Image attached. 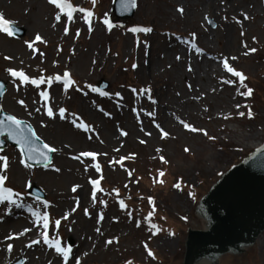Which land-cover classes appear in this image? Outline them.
<instances>
[{
    "label": "rangeland",
    "instance_id": "374dc122",
    "mask_svg": "<svg viewBox=\"0 0 264 264\" xmlns=\"http://www.w3.org/2000/svg\"><path fill=\"white\" fill-rule=\"evenodd\" d=\"M211 1L215 7L206 13V0H136L134 15L122 20L113 16L112 0H96L95 7L90 0H71L74 6L94 12L93 30L89 32L83 14H75L72 23L66 17L57 23L55 10L47 0H0L4 18L26 29L19 39L0 33V79L8 82L0 106L29 122L45 143L59 149L52 167L24 168L18 162L19 150L7 146L0 153L9 157L6 186L21 192L23 203L34 210L42 212L43 201L47 200L52 222L69 214L67 220H61L58 231L53 223L47 229L50 239L58 236L62 246L72 248L69 264H75V258L80 264H126L129 260L133 264H186L187 234L205 225L200 213L202 199L227 170L242 161L244 151L253 152L264 142V0ZM180 8L183 14L177 11ZM242 13L249 19H243ZM105 18L113 25L110 31L102 22ZM66 24L68 35L64 34ZM134 27H149L152 31H129ZM192 33L196 34L195 40ZM36 34L46 43L35 41L33 52L25 41L33 42ZM198 44L237 57H230L229 63L247 77L244 83L254 90L253 95L240 96L238 90L246 89L223 67L217 68L203 88H195ZM250 48L257 51L244 55ZM176 56L181 59L176 60ZM209 61L219 65L215 60ZM133 64L137 67L133 68ZM7 68L23 69L36 79L67 70L82 91L70 88L65 93L59 83H45L39 88L23 85L17 91L5 71ZM101 79L108 82L104 90L108 96L85 87H96ZM224 79L235 83L223 84ZM132 88L137 89V94ZM145 88L151 89L152 99L156 98L161 108L152 104L147 94H139ZM42 90L49 93L47 106L56 113L60 107L66 108L67 119L61 120L58 115L50 119L46 115ZM117 92L120 97L115 95ZM21 99L26 108L17 103ZM245 105L251 107L253 118H248ZM36 108L41 111L36 112ZM105 111L110 115L105 116ZM241 111L245 116H239ZM73 112L95 131L75 128L70 122ZM148 112H154V117L148 116ZM225 116L229 118L224 119ZM180 121L207 131L215 139L209 140L200 131H188ZM41 122L46 126L42 127ZM156 124L169 135L162 138ZM121 131L127 135L121 136ZM145 132L151 135L146 136ZM185 148L189 151L185 152ZM80 151L98 153L100 173L94 167L85 172V165L69 156ZM161 156L167 163L162 162ZM90 163V158L85 159V164ZM160 172L164 175L160 176ZM101 175L102 191L97 192V201L93 203L88 181ZM28 182L45 193L43 201L28 195ZM176 183H180V188L174 187ZM74 185H80L75 193L71 191ZM149 197L156 209L150 220L146 219L153 209ZM77 199L79 207L72 212ZM121 199L126 209L119 207ZM101 200L107 203L106 207ZM85 208L88 216L84 215ZM128 212L132 213L131 218ZM101 213L104 218L97 223ZM34 220L27 207L0 204V264L20 259L21 251L33 239H40L41 243L28 248L22 255L23 264H63L55 249L43 243L42 222H35L34 226ZM138 221L140 227L136 226ZM151 224L161 231L153 235L155 229ZM24 228H32L35 233L5 240L7 235ZM69 239L74 241L73 245L67 243ZM109 239L113 240L110 245L105 243ZM9 243L13 244L11 253L6 250ZM144 244L155 259L147 255ZM211 264H264V231L242 245L241 252L231 251Z\"/></svg>",
    "mask_w": 264,
    "mask_h": 264
},
{
    "label": "snow or ice",
    "instance_id": "6c2138e0",
    "mask_svg": "<svg viewBox=\"0 0 264 264\" xmlns=\"http://www.w3.org/2000/svg\"><path fill=\"white\" fill-rule=\"evenodd\" d=\"M91 4L93 5V7H95L96 5V0H90ZM127 3H130L131 6L134 8L136 7V0H126ZM47 3L51 6H53L55 13H54V20L59 23L62 20V17H66V20L68 23H72L74 22V15L79 13V14H83V19L84 22L88 25V29L89 32H91L92 29V17L94 16V12L92 10L89 9H85L83 7H79V6H74L73 3L71 2V0H47ZM177 11H179L181 14H183V9H177ZM243 16V19L247 20L249 19V17L247 16L246 13H242L241 14ZM205 20H208V17L205 16ZM103 24L107 26L108 30L110 31L113 27V25L111 24V22L105 18L103 21ZM210 23H212V21H209ZM215 26V25H213ZM53 27H55V25H53ZM18 31V28L14 25V23L8 19L4 18V15L2 13H0V33H5L7 36L9 37H13L15 35V33ZM129 31L133 32V33H137V32H143V33H150L152 31L151 28L149 27H134L129 29ZM69 32V28L67 26V24L65 25L64 28V34L68 35ZM79 30H77L76 36H79ZM241 35L243 36L244 33L242 32ZM191 38L193 40H195L196 38V34L192 33L191 34ZM256 38L253 37V41H255ZM35 41H40L41 43H46L45 41H43L42 37L39 34H36L35 36V40L33 42H28L25 41V43L27 44V47L29 49H32L33 52H35V49L33 47V44L35 43ZM195 47V45H194ZM245 48H247V45H244ZM195 51L196 52H200L201 49L198 47H195ZM257 51L256 48H250L248 49V51H246L244 53V55H248L249 53H255ZM41 56H43L44 54L41 52L40 53ZM5 59H11V57H5ZM181 57L180 56H176V60H180ZM231 60H236L237 57L233 56L230 58ZM93 63H95V61H93ZM133 68H136L137 65L133 64L132 65ZM222 67L223 69L227 72L230 73L232 77H236L238 78L239 84L241 87L245 88L246 91L244 92H239L238 90V94L242 95V96H246V97H251L253 95V89L251 87H248L244 81L247 79V77L241 72L236 70L235 68H233L230 63H229V58L225 57L222 60ZM189 71H191V68L189 67L188 69ZM5 71L8 73V75L12 78V83L13 86L16 87V90L19 91L20 87L23 85H33L36 86L37 88H39L41 85L47 83L49 86H51L53 83H59L62 84L63 86V90L65 93L68 92V90L70 88H75L76 91H82V89H80L79 87H77L76 85V81L72 78V75L69 71L65 70L63 71L62 74H57L54 76H49L47 78L41 76L39 79L36 78H30L28 75L25 74L23 69L17 70L14 68H7L5 69ZM16 81H19V84L16 83ZM223 84H233L235 83V81L231 80V79H224L222 80ZM86 88H88L91 92L95 93V92H99V94L101 96H108L109 93L106 91H101L96 87H93L92 85H86ZM0 88H3V85L0 84ZM189 88H191V85H189ZM131 91L134 94H137V89L136 88H132ZM85 95H87V93H84ZM139 94H147L148 99L151 101L152 104H155L157 101L155 99H152L151 97V89L150 88H145L142 89L140 91ZM3 95V92H0V96ZM115 95L117 97H120V93L117 92L115 93ZM177 95H179V93H177ZM40 96L42 98H44L45 100V107H46V115L50 118V119H55L56 116L58 115L59 118L61 120L67 119L66 113H67V109L64 107H60L58 109V113L53 111L52 107L47 106V100L49 98V93L47 91H40ZM18 104H20L23 107H27V105L25 104L24 100H18L17 101ZM238 109L241 107L239 104L236 106ZM245 107L248 109L247 111V116L249 119L253 118V112L251 110V107L248 105H245ZM101 111H103V109H100ZM3 111V107L0 106V112ZM36 112H40L41 109L40 108H36L35 109ZM133 111H136V109H133ZM105 116H109L110 113L108 112H104L103 113ZM239 116L243 117L245 116V112H239L238 113ZM28 115H32L31 112L28 113ZM148 116L154 117L155 113L154 112H148L147 113ZM72 119H71V124L77 128L80 129L84 132H94L95 130L91 127V125L85 123L81 117L79 115H77L76 113H71ZM228 116H225L224 119H228ZM183 124V127L185 129H187L190 132H203V134L205 136L208 137L209 140H214L215 137L213 136H208L207 131L203 130V129H198L194 126H191L189 123H185L184 121H180ZM41 126L45 127L46 125L43 124V122H41ZM158 129H160L161 133H162V138L167 137L169 134L167 132H165L161 126L159 124L155 125ZM5 130L7 131V135L8 138H11L13 140H15L16 144L19 145V152H20V159H19V164L22 165L24 168H31L33 165L31 163H29V161H34L35 163L39 164V163H45L46 167H52L51 161L47 155V153H54L59 151L58 148L53 147V146H49V144L45 143L42 145V148L38 145V142L40 141V137L37 136L32 128V126L30 124H26L25 120L22 119H18L15 115H7L5 116L3 119H0V135H4ZM141 131H143V129H141ZM146 136L151 135V133L149 132H145L144 133ZM121 136H126L127 133L125 131H121L120 132ZM89 140L92 139V136L88 137ZM141 144H144L145 141L144 140H140ZM0 145H2V141H0ZM65 147H68V145H65ZM115 151H119V149H114ZM157 151L159 152L160 150L157 149ZM185 152H188L189 149L185 148L184 149ZM3 152V147L0 146V153ZM103 155H106L103 154ZM97 156L98 153L94 152V151H80L78 154L72 156L71 158L73 160L79 161L82 165H85L84 167V171L87 172L89 167H94L97 173L101 172V165L97 162ZM90 158L91 163L90 164H85V159ZM124 157H121V160H123ZM160 159L162 160L163 163H167V160H165L163 158V156L160 157ZM118 161H110L111 163H114ZM10 164H9V157L7 155H0V204H5V202L7 203L8 207H16V208H24L27 207L28 211L31 213L32 217L35 218L34 220V226H35V222H42L41 223V227L44 229V231L41 233L42 236V240L43 243L46 244L49 248H54L55 252L62 257V261L63 264H69V258L70 255L72 253V248L70 246H62L61 245V241L59 239V237H55V238H49L47 229L49 228V224L53 223L54 228L58 231L61 225V220H67L68 219V213H65L61 219H56L54 222L50 221V216L49 213L47 211V208L49 207V202L47 200L43 201V211L41 212L40 210H34L32 208L31 205H25L23 203V198H22V193L19 191H14V189L10 186H6V182L9 180V176H8V170H9ZM56 172H59L60 169L59 168H54L53 169ZM129 176L132 175L131 172L128 173ZM164 173L160 172V176H163ZM103 179V176L101 175L99 179H89V184L92 185V191H91V199L93 201V203H96L97 201V192L98 191H102V189L99 187L101 180ZM160 183H163V181H159ZM26 188H31V182L26 183L25 185ZM80 187V185H74L71 189V191L73 193H75L77 191V189ZM125 187H127V185H125ZM175 188H180V183H176L174 185ZM118 190H117V195H118ZM130 199V197H129ZM76 207H73L71 209L72 212L76 211V208L79 207V200H76ZM100 203L104 204V206H107V203L105 201H100ZM149 203L153 204V209L151 212H149L148 217H146V219H149L154 215L155 213V202L153 200V198L149 197ZM119 207L123 210L127 208V205L125 204L124 200H119ZM7 214V213H6ZM84 215L88 216L89 215V211L87 208L84 209ZM128 216L129 218H131L132 213L128 212ZM103 214L101 213L99 215V218L97 220V223H99L100 221L103 220ZM137 227H140V222L138 221L136 224ZM151 228L155 229V231L153 232V235H155L156 233L160 232L161 229L159 227H157V225L155 224H151ZM32 231V228H24L22 231L15 233V234H9L5 237V240H18L20 239L21 236H24L26 233H29ZM95 231L97 233H100V228H96ZM102 234V233H100ZM118 242V239H117ZM41 243L40 239H33L31 240L30 243L26 244L25 247L27 248H31L33 245L39 244ZM106 244L110 245L113 243L112 239H109L105 242ZM145 249L147 250V255L149 257H152L153 259H155V256L153 254V252L151 250H148V245L144 244ZM6 250L7 252L11 253L13 251V244L9 243L6 246ZM86 255V253H85ZM49 264H52L51 261H49ZM75 264H80V261L78 258H75ZM126 264H133V262L131 260L127 261Z\"/></svg>",
    "mask_w": 264,
    "mask_h": 264
},
{
    "label": "water",
    "instance_id": "95a60500",
    "mask_svg": "<svg viewBox=\"0 0 264 264\" xmlns=\"http://www.w3.org/2000/svg\"><path fill=\"white\" fill-rule=\"evenodd\" d=\"M134 10L126 0H115L116 16L129 18ZM23 32L18 28L15 35ZM5 116L0 114V119ZM4 135L17 145L6 130ZM261 144L253 152L244 151L242 160L246 158L223 174L202 199L200 213L205 225L187 234L186 264H211L231 251L241 252L242 245L264 231V143ZM38 145L42 148L40 142ZM47 155L50 159V153ZM32 192L41 195L35 188Z\"/></svg>",
    "mask_w": 264,
    "mask_h": 264
},
{
    "label": "bare ground",
    "instance_id": "6f19581e",
    "mask_svg": "<svg viewBox=\"0 0 264 264\" xmlns=\"http://www.w3.org/2000/svg\"><path fill=\"white\" fill-rule=\"evenodd\" d=\"M214 2H212L211 0H206V2L204 3V12L209 13L211 8L215 7ZM214 39V36H213ZM198 48L201 49L200 52H197V54L195 55V62H196V74H195V78L193 80L196 81V84L194 85L195 88H199V87H204L207 83V81L209 80V78L213 77L216 72H217V68L218 67H222V60L223 58L227 57L230 58L231 55H229V53H218L215 52L207 47H205L202 44H198L197 46ZM209 59L215 60L216 62L219 63V65L214 66L210 63ZM182 77H185L184 73H181ZM188 78L189 75H187ZM242 96V95H240ZM157 102L155 103L157 107H162L160 102L154 98ZM70 157H72V154L69 155ZM85 186L83 185L81 188V190H83ZM32 233H35L33 230L31 231ZM28 248L25 247L22 251L21 254L24 255L25 253H27ZM21 255V258L23 259Z\"/></svg>",
    "mask_w": 264,
    "mask_h": 264
}]
</instances>
